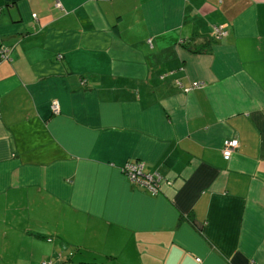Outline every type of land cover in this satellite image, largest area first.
I'll list each match as a JSON object with an SVG mask.
<instances>
[{"label": "crops", "instance_id": "1", "mask_svg": "<svg viewBox=\"0 0 264 264\" xmlns=\"http://www.w3.org/2000/svg\"><path fill=\"white\" fill-rule=\"evenodd\" d=\"M0 46V264H264V0H0Z\"/></svg>", "mask_w": 264, "mask_h": 264}, {"label": "built area", "instance_id": "2", "mask_svg": "<svg viewBox=\"0 0 264 264\" xmlns=\"http://www.w3.org/2000/svg\"><path fill=\"white\" fill-rule=\"evenodd\" d=\"M32 15H34L32 13ZM211 34L215 38H220L221 36L226 34V24L225 23H218L214 24L211 29ZM7 48L5 46H0V60L7 57ZM180 84V83H179ZM201 85L200 82H192L189 88L192 86ZM182 87V86H181ZM187 88V87H185ZM49 108L51 112L55 113L58 111V103L56 99H52L49 102ZM237 146V139L235 137L225 138L222 140L221 144V155L223 158H228L231 153L233 152L234 148ZM142 162L138 161L135 163H126L123 167V171L129 177V179L133 182H142L145 185L156 188L159 186V183L163 179L165 181L167 178H164L159 172H154V174L146 173L144 178H141L142 175ZM39 264H53L50 260H42Z\"/></svg>", "mask_w": 264, "mask_h": 264}, {"label": "trees", "instance_id": "3", "mask_svg": "<svg viewBox=\"0 0 264 264\" xmlns=\"http://www.w3.org/2000/svg\"><path fill=\"white\" fill-rule=\"evenodd\" d=\"M4 1V3L5 4H15L17 1H19V0H3ZM211 38L213 39V38H215V37H213L212 36V34H211ZM210 40H208L207 41V39H205V41H202L203 42V44L205 43V42H209ZM186 44H189L190 45V43L187 41L186 42ZM5 59V58H4ZM80 264H95V262H90V261H83V262H81Z\"/></svg>", "mask_w": 264, "mask_h": 264}]
</instances>
